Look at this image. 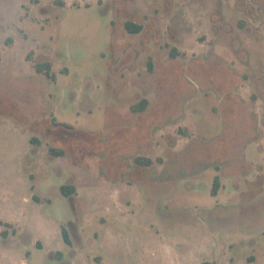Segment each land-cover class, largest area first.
I'll return each mask as SVG.
<instances>
[{
  "label": "rangeland",
  "instance_id": "rangeland-1",
  "mask_svg": "<svg viewBox=\"0 0 264 264\" xmlns=\"http://www.w3.org/2000/svg\"><path fill=\"white\" fill-rule=\"evenodd\" d=\"M204 263L264 264V0H0V264Z\"/></svg>",
  "mask_w": 264,
  "mask_h": 264
},
{
  "label": "trees",
  "instance_id": "trees-1",
  "mask_svg": "<svg viewBox=\"0 0 264 264\" xmlns=\"http://www.w3.org/2000/svg\"><path fill=\"white\" fill-rule=\"evenodd\" d=\"M125 28H126V30H127L129 33L138 32V30H139V26L136 25V24H134L133 22H126V24H125ZM50 67H51V64L48 63V62H45V63L37 64L35 68H36V70H37L39 73H43V74H46V75L49 76V70H50ZM145 107H146V104H145V102H143V103L137 105V106L135 107V110H136V111H142V110L145 109ZM51 151H52V152L60 153V152H59L58 150H56V149H51ZM135 161H136L137 163H140V164H145V165H148V164H149V161H146L144 158H141V157L136 158ZM218 179H219L218 177H216V178L214 179V187H213L214 190H217V189L219 188L220 183H219V180H218ZM70 191H71V192H75V188L72 187V186H65V187L62 188V193H63L64 195H67V196L70 195V194H71ZM64 238H65V239L67 238L66 233H64ZM204 264H210V263H204Z\"/></svg>",
  "mask_w": 264,
  "mask_h": 264
}]
</instances>
